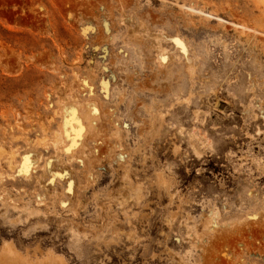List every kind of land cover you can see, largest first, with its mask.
Here are the masks:
<instances>
[{
	"label": "rangeland",
	"instance_id": "obj_1",
	"mask_svg": "<svg viewBox=\"0 0 264 264\" xmlns=\"http://www.w3.org/2000/svg\"><path fill=\"white\" fill-rule=\"evenodd\" d=\"M6 252L264 264V0H0Z\"/></svg>",
	"mask_w": 264,
	"mask_h": 264
},
{
	"label": "bare ground",
	"instance_id": "obj_2",
	"mask_svg": "<svg viewBox=\"0 0 264 264\" xmlns=\"http://www.w3.org/2000/svg\"><path fill=\"white\" fill-rule=\"evenodd\" d=\"M237 25H236V27H237ZM240 26L242 28H246V26H243V25H240ZM67 116H70V113ZM78 131H81V128H79ZM50 260H56L58 262V264H64V260L62 258H60V257H56L55 255H50L47 259L42 260L39 264H45L46 261L49 262ZM0 264H31V263H30L29 259L26 256L21 255L19 252H14V253H11V254L6 252V253H1L0 254Z\"/></svg>",
	"mask_w": 264,
	"mask_h": 264
}]
</instances>
